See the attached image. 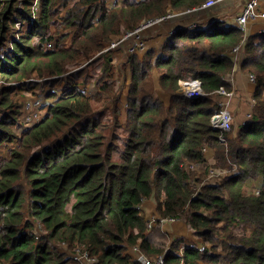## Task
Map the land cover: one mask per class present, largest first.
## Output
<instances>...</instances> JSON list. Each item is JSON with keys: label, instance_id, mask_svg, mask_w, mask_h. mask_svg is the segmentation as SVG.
Masks as SVG:
<instances>
[{"label": "trees", "instance_id": "16d2710c", "mask_svg": "<svg viewBox=\"0 0 264 264\" xmlns=\"http://www.w3.org/2000/svg\"><path fill=\"white\" fill-rule=\"evenodd\" d=\"M113 1L0 0V48L12 46L0 56V264H69L57 243L85 247L96 264H144L134 248L164 254L170 217L198 240H173L166 264H264V183L251 185L264 178V31L239 64L255 79L252 116L224 143L214 91L233 88L244 30L221 19L178 26L119 62L117 49L103 51L115 38L207 0ZM192 79L206 95L184 94ZM21 89L46 110L30 126ZM238 90L241 113L251 111Z\"/></svg>", "mask_w": 264, "mask_h": 264}, {"label": "built area", "instance_id": "2783aa9c", "mask_svg": "<svg viewBox=\"0 0 264 264\" xmlns=\"http://www.w3.org/2000/svg\"><path fill=\"white\" fill-rule=\"evenodd\" d=\"M233 1L234 0H207L205 1L204 4L200 6H196V7L178 11V12L176 11L170 12L163 16H158V17L147 19L143 21L137 28L127 31L120 38H118L117 41H111V43L103 51L109 52L113 49L116 50V49L122 48L125 52L134 53L135 51L148 50L149 48H147V45H148V37L150 34L148 32L151 31L149 29L155 26L156 24L163 23V22L164 24L168 22H173L174 30L177 29L178 26L192 25V23L197 21V19H200V20L202 19L203 17V13H201L202 11L210 10L213 8L215 10L214 13L222 12L223 14H226L229 8H234L235 3ZM260 5H261V0H245L241 11H239V13H236L235 23L241 29H243L244 32L252 20H256L259 18L264 19V11L260 10ZM189 17L192 18L190 19L192 22H188V23L183 22L184 19L188 20ZM246 38L247 37H244L243 42L240 45H238L233 51L235 67L239 65L241 62V59H242L241 50L243 49ZM125 42L127 43L125 44ZM127 44L132 45V46H130L129 49H125L127 47ZM235 72H236V68H234V70L226 78L233 85V88L235 89L232 88L231 90H228L225 87H221L220 89L214 91V93L218 95L219 97L221 98L224 97V98L229 99V101L221 100L219 102V104L221 105V108L217 110L212 116V122L214 124V127L216 129L221 130L220 140L224 143L227 142V136L225 135V133L232 132L233 122L235 120V114L229 109V104H230L229 102L234 97H236L237 89H238V86H236V78H234ZM247 77L250 82L254 83L255 79L253 75L247 74ZM183 92L189 98H198V97H202L207 94L202 87V82L200 79L187 80L184 83ZM251 99H254V98H251ZM249 102L248 103L251 105L252 101H249ZM255 102L256 100H254L252 103H255ZM33 104L40 106L41 100L39 98H35V100L33 101ZM246 116L251 117L252 112L248 111ZM28 119H31V117H29ZM226 173H227V170H222V174H226ZM255 192L258 194L259 190L255 189ZM157 218L158 217H155V216L147 218V220L149 221V225L153 226ZM176 220L177 219L175 217L163 219L164 222L165 221H176ZM187 244H188V247L193 246L192 244H189V243ZM134 249L137 251V253H141L139 247H135ZM87 254L88 255H86V257L89 260L97 261L96 257L90 256L88 252ZM142 255L143 256H141L140 258L144 262V264H166V254L165 253L155 257L154 259L149 258L144 254Z\"/></svg>", "mask_w": 264, "mask_h": 264}, {"label": "rangeland", "instance_id": "374dc122", "mask_svg": "<svg viewBox=\"0 0 264 264\" xmlns=\"http://www.w3.org/2000/svg\"><path fill=\"white\" fill-rule=\"evenodd\" d=\"M112 1V0H111ZM238 1H240V0H234L233 2L235 3V6H236V3L238 2ZM214 9L212 8V9H210V10H206V11H202L201 13H203V14H206L207 15V13L208 14H210V15H208V16H212L213 17V19H211L210 20V18L208 17V20L205 22L203 19V17H202V19L200 20V19H197V21H195V22H193L192 23V27H195V26H202V23H208V22H210V21H213V20H218V19H221V20H223V21H226L228 24H233V25H236V26H238L236 23H235V18L234 17H230V16H228L227 14L228 13H226L225 14V16H222V17H220L219 15L221 14V15H224V14H222V12L221 13H219V15H217L218 13H214ZM176 12H178V11H176ZM207 12V13H206ZM234 14V16H235V13H233ZM190 19H192L191 17H189L188 18V20H185L184 19V21L183 22H185V23H188V22H192ZM214 22V21H213ZM161 24V25H160ZM164 25H166V24H164V22L163 23H159V24H156L155 26H153V27H151L149 30H151V31H154L155 32V30L156 29H158V28H160L161 26H164ZM173 25V24H172ZM239 27V26H238ZM18 31L19 30H16L14 33V35L17 37L18 36ZM151 31H149L148 33H150ZM165 32V31H164ZM171 33V32H170ZM170 33L167 35V37H165V36H162L160 39H157L158 41H160V42H162L163 40H165V39H167L168 38V36L170 35ZM118 40V38H115L113 41H117ZM149 40L150 39H148V45H147V48H149L150 47V45H149ZM111 43V42H110ZM109 43V44H110ZM127 42H125V44H126ZM108 44V45H109ZM107 45V46H108ZM106 46V47H107ZM130 46H132V45H128L127 44V47L125 48V49H129L130 48ZM12 48V46H9L8 44L6 45V46H4V47H2V48H0V56H2L3 57V54L4 53H6L7 51H9L10 49ZM145 51H147V50H144L143 52H145ZM3 53V54H2ZM114 55V57H115V59L117 60V61H121L120 59L123 57V49L122 48H120V49H117L115 52H113L112 53V56ZM123 59V58H122ZM85 64V63H84ZM83 64V65H84ZM238 69L240 68V66L238 65V67H237ZM238 69L236 70V72H235V74H234V78H236V73H237V71H238ZM241 71V70H240ZM246 74V73H245ZM247 75V74H246ZM243 76V75H242ZM233 89H235V88H233ZM22 90V89H21ZM19 90L16 94H17V97L15 98V100L17 101V105H18V108H21V112L19 113V120H21V121H25L28 125H26L25 123H23L25 126H30L31 125V120H32V118H34L33 119V121L34 120H38V119H40L41 117H42V115L44 114V113H46V110H43L42 108H40V106L39 105H34L33 104V101L35 100V97H37L38 98V96H36V95H34V92H33V90H35V91H37L36 90V88H33V90H32V92L31 91H29V90H27V89H24V90ZM21 91V92H20ZM38 92V91H37ZM36 93V92H35ZM14 94V93H13ZM239 98H241L240 97V95H239ZM214 99L215 100H218V102H220L221 100H223V101H229V99L228 98H224V97H219L218 95H215V97H214ZM234 99H237V103L234 105L235 106V120H234V122H233V127H232V132H231V134H232V136H235L236 135V133L238 132V130H239V125L241 124V123H243L244 121H246V119H247V111L246 110H244V113H242L240 116H239V112L242 110V108H243V104H239V100H238V98L237 97H234ZM255 99H251V98H247L246 100H245V104H248L249 105V101H254ZM231 102H232V100L229 102L230 104H231ZM247 102H249V103H247ZM251 102V105H249V109H251V112L253 113V109H254V105H255V103H252ZM32 103V104H31ZM230 104H229V106H230ZM29 105V106H28ZM232 111H233V109H231ZM236 111H238V114L236 113ZM250 111V110H249ZM234 113V112H233ZM29 115H31V119H28L29 118ZM233 116H234V114H233ZM254 182H256V181H254ZM257 183V182H256ZM259 184V183H258ZM257 184V185H258ZM146 215H148V214H146ZM151 216H155V217H158V216H160L159 214H157L156 212H153L152 213V215ZM184 222V221H183ZM182 225V227L185 229V226L183 225V224H181ZM172 224L170 223V222H168V223H166V227L169 229V235H170V233H172V235H174V233H173V230H172ZM39 233H40V235H43L45 232H43V230L42 229H39ZM175 236V235H174ZM194 238H195V236L193 235V233L192 232H190L189 233V235L187 236V237H181V238H177L176 240H180V242H182L183 241V243L184 242H188V243H192V244H195L194 242H195V240H198V238H195V240H194ZM175 240V241H176ZM194 241V242H193ZM171 242V241H170ZM175 242H171L170 244H169V247H171L173 244H174ZM196 243H199V242H196ZM200 244V243H199ZM181 245V244H180ZM56 246H57V248H58V250L60 251V252H62V253H65L66 254V256H67V258H69L70 259V262H69V264H96V261H92V260H89L87 257H86V255H88L87 254V252L89 253V255L90 256H92L91 254H90V252L89 251H87V249L85 248V247H83V249H80V248H76L75 246L74 247H70L69 245H67V244H65V243H57L56 244ZM86 249V250H85ZM167 251V249L165 250V252ZM164 252V253H165ZM140 256H143L142 254H140ZM155 257H152V259H154Z\"/></svg>", "mask_w": 264, "mask_h": 264}, {"label": "crops", "instance_id": "0c3cea01", "mask_svg": "<svg viewBox=\"0 0 264 264\" xmlns=\"http://www.w3.org/2000/svg\"><path fill=\"white\" fill-rule=\"evenodd\" d=\"M114 1H116V0H114ZM113 1V2H114ZM244 2H245V0H240V1H238L237 3H236V6H234V8H229L228 9V11H227V15L228 16H230V17H236V16H234V14L233 13H239V11H241V9H242V7H243V4H244ZM260 9H262L263 11H264V0H261V5H260ZM223 14V13H222ZM208 15H210V14H208L207 13V15L206 14H203V20L206 22L207 20H208V17L210 18V20L211 19H213V17L211 16H208ZM217 15H219V13L217 14ZM220 17H222V16H225V14L224 15H219ZM166 25H164V26H161L159 29H156L155 30V32L154 31H151L150 32V34H149V37H148V39H150L149 40V45H150V48H152V47H156V46H159V45H162L163 44V42H164V40L162 41V42H160V41H158L157 39H160L162 36H165V37H167V35L172 31V30H174V23L173 22H168V23H165ZM173 24V25H172ZM165 31V32H164ZM262 31H264V19H261V18H259V19H256V20H252L250 23H249V25H248V27H247V29H245V37H247L246 38V40H245V42L248 40V38L250 37V36H253V35H255V34H257V33H260V32H262ZM166 40V39H165ZM245 45V44H244ZM243 48H244V46H243ZM245 56V50H243V52H242V58ZM238 67V65L235 67L236 68V70L238 69L237 68ZM241 69L239 68L238 69V71H237V73H236V86H238V88L239 89H243V91L245 92V94H246V96H247V98H251L252 96V92H254V89H255V84L254 83H252V82H250L249 80H248V77H247V75L244 73V72H242V71H240ZM243 75V76H242ZM235 87V86H234ZM238 93H239V90H238V92H237V94H236V96L238 95ZM166 99H168V95L166 96V95H164L163 93H161ZM236 110V109H235ZM236 113L238 114V111H236ZM234 114H235V111H234ZM242 113H241V111L239 112V116L241 115ZM209 157H210V160H211V158L213 157V152H210L209 153ZM263 177L262 176H260L257 180H255L256 182H252L251 183V185H255V184H258L257 185V187H262V185H263ZM256 189H258V188H256ZM143 206H144V211H145V214H149V215H152V213L153 212H156V206H155V203H154V201L153 200H151V199H147V200H145L144 201V203H143ZM147 216V215H146ZM159 218H160V216H158ZM168 222H170L173 226H172V230H173V233H174V235H172V233H170V237H171V242L173 241V240H176L177 238H181V237H187L188 235H189V233L190 232H192L189 228H188V225L185 223V222H183V221H181V220H179V219H177L176 221H165V222H163L164 224L162 225V229L164 230V231H168L169 232V229L166 227V223H168ZM181 224H183L184 226H185V229L182 227V225ZM193 233V232H192ZM194 235V234H193ZM196 238V237H195ZM194 238V239H195ZM170 242V243H171ZM169 243V244H170ZM190 244H192L191 242H190ZM193 245V244H192ZM200 245V244H199ZM168 248H169V246L167 247V250H168ZM202 248V247H201ZM135 255H140L139 253H137L136 252V254ZM139 259H140V256H139Z\"/></svg>", "mask_w": 264, "mask_h": 264}, {"label": "clouds", "instance_id": "9594fccd", "mask_svg": "<svg viewBox=\"0 0 264 264\" xmlns=\"http://www.w3.org/2000/svg\"><path fill=\"white\" fill-rule=\"evenodd\" d=\"M241 69V68H240ZM242 71V70H241ZM257 190H259V189H257Z\"/></svg>", "mask_w": 264, "mask_h": 264}]
</instances>
